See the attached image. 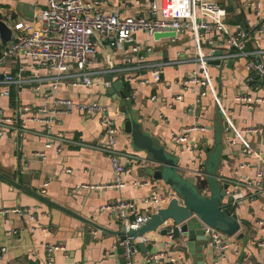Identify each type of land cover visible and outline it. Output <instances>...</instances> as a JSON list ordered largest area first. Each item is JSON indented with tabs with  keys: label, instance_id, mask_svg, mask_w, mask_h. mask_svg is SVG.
<instances>
[{
	"label": "crops",
	"instance_id": "0c3cea01",
	"mask_svg": "<svg viewBox=\"0 0 264 264\" xmlns=\"http://www.w3.org/2000/svg\"><path fill=\"white\" fill-rule=\"evenodd\" d=\"M84 1H99L104 13L118 12L122 17L153 18L155 15L151 8L152 2L156 1L158 7L161 5L160 0ZM215 1L226 9L224 25L231 32L239 24L247 28L246 52L264 51V33L259 32L260 28L264 29V0ZM46 3L47 0H0V9L6 22H30L37 20ZM157 16H161L159 12ZM187 37L189 44H178L179 38ZM210 38L217 40L216 50L222 49L224 54L235 52L228 45L227 36L219 30L213 33L204 32L201 44L204 51H212L208 42ZM165 39L170 38L166 36L156 39L145 32L135 35V42L153 46V52L146 54L147 64L171 61L163 68L159 85L130 82L127 80V72L124 71L109 72L110 69L117 70L128 64L125 60L132 54V43H125L119 48L105 41L89 67L91 70L100 71L94 75L95 85H63L53 92L51 84L45 83L42 93L36 94L31 85L15 84L11 86L10 96H0V109L6 115L15 117L17 108L22 104L32 106L31 114L36 113L42 104L52 108L55 97L106 104L118 125L117 147L128 154L124 156V162L132 164L133 168L131 173L123 175L124 186L102 187L113 183L115 173L110 156L92 147L101 146L105 142L104 129L98 116H85L76 110L65 112L62 107H57L58 113L49 128L42 122L30 121L28 124L31 132L24 136L14 130H7L0 137V246L7 247L0 264H46L50 257L47 247L55 245L62 246L63 249L53 251V264H127V258L119 244V232L124 223L109 217L101 210V206L119 200H137L161 193L167 188L163 182L156 183L144 173L151 164L139 159L144 154L134 147L132 136L124 131V112L121 111L124 99L118 91L114 94L108 92L110 86L107 88L103 84L104 81H109L108 76L112 77L109 81L111 86L115 81H122V90L128 95L127 106L141 129L158 139L160 145L167 146L178 154L181 171L186 176L195 175L199 161L202 163L207 158L205 147H214L213 121L220 108L216 98H220L222 108L237 129L264 125V103H256L253 109H249L235 99L236 94L241 92L264 95L263 79L257 80L259 90H250L247 80L251 73L246 68L249 56L235 53L222 60L221 65L211 62V82L206 88L200 87L206 91L201 96L191 87L185 89L181 84V80L189 73L199 69L194 59L197 46L193 32L186 31L176 36L175 40L171 39L175 45L168 52L157 51L156 46ZM7 43H3L0 38V54ZM182 55L185 56L181 58ZM104 57L109 60V66L104 64ZM258 59L264 63V52L258 55ZM21 68L27 76L46 72L41 67H34L29 59H16L0 65V78L4 72L18 75ZM152 69L136 68L130 73L151 77ZM179 94L183 98L178 101L176 97ZM152 95H157L159 99L151 100ZM198 98L200 101L197 105ZM37 113L39 116H48L39 111ZM15 123L20 125L21 120L16 117ZM193 126L198 129L192 130L189 138L201 145V151L182 153V145L175 143L172 138L182 133L186 127ZM46 131L52 135L53 143L48 144L46 136L42 135ZM58 135H62L64 139H57ZM232 139L236 140L235 145L231 144ZM244 141L264 159V134L245 132L239 137L231 127L223 136L224 150L218 174L223 179L249 177L256 185V171L262 168L263 162L255 154L242 150ZM67 169H71V172ZM146 180L150 185L135 184ZM263 182L261 191L241 188L245 199L234 207V212L242 224L238 233L233 236L226 235L227 248L224 251L223 264H264V248L258 244V240L264 237L258 224V220L264 219ZM44 187L46 191L42 193ZM164 195L167 203L174 196L167 193ZM16 209H31L32 214L16 212ZM2 210L9 212L2 213ZM150 236L157 244L152 241L146 243L147 251L140 249L135 253L132 256L133 264H146L147 253L164 248L166 235L155 231ZM185 241L186 239L184 245L188 246V240ZM199 249L195 245V250ZM170 253L182 254L186 264H212L215 259L212 249L206 251L200 259L197 258L199 254L183 252L180 245H174ZM154 264L171 263L163 259Z\"/></svg>",
	"mask_w": 264,
	"mask_h": 264
},
{
	"label": "built area",
	"instance_id": "2783aa9c",
	"mask_svg": "<svg viewBox=\"0 0 264 264\" xmlns=\"http://www.w3.org/2000/svg\"><path fill=\"white\" fill-rule=\"evenodd\" d=\"M160 3L161 5L158 7L156 1L152 2L151 8L155 17L148 18L144 16L122 17L118 12L104 13L99 1L47 0L45 8L38 15L36 21H7L12 29V36L1 51L0 65L16 59L20 61L29 59L33 62L34 67H41L46 72L42 75L32 76L24 75L23 68L20 69L18 75H14L12 72H4L3 77L0 78V96H10L11 86L15 84L31 85L33 92L36 94L42 93V86L45 83L51 84V91L53 92L63 85L72 87L95 85L94 75L99 74L100 71L91 70L89 67L96 57L100 46L105 41H109L111 45L119 48L125 43H132V54L125 60L128 64L117 70L110 69L109 72L124 71L127 72V80L130 82L159 85L163 68L170 64L171 61L147 64L146 54L153 52V46L135 42V35L138 32L148 33L152 37L157 32H175V36H167L172 40H175V37L183 32H193L197 46L194 59L198 63L199 69L193 70L181 80V84L185 89L191 87L199 95H205L206 91L200 89V87L206 88L210 85V63L217 58L225 60L235 53L249 56L246 68L251 74L248 76L247 81L250 85V90L260 89L257 80H264V63L258 59V55L264 51L246 52L247 28L243 24H239L231 32L224 25L227 17L225 8L219 6L215 0H160ZM256 6L259 8V3ZM158 12L161 15L160 17L157 16ZM217 30L222 31L227 36V43L231 49H235V52L230 51L228 54L215 56L214 51L216 50L217 40L214 38L208 39L212 47L211 53L204 51L201 47L204 40V32L213 33ZM259 32L264 33V29L260 28ZM132 63H136V65H132ZM136 68H153L150 71L151 77L130 73L131 70ZM103 84L107 88L111 86L109 81H104ZM182 98V94H179L176 100L179 101ZM150 99L158 100L159 97L152 95ZM235 99L249 109H253L256 103H264V95H253L251 92L237 93ZM199 101L200 99L198 98L196 100L197 105ZM216 101L225 114L229 129L233 127L237 136L240 137L245 132L264 134V125L237 129L222 108L220 98H216ZM53 105L54 107L50 108L47 104H42L37 109V112L39 111L48 116H39L37 112L31 114L32 106L30 104L20 105L16 110V117L21 120L20 125L15 123V116H8L3 109H0V137H3L6 134L5 132L10 129L21 136L26 135L31 132L28 124L30 121L42 122L49 128L54 121L56 113H58L57 107H62L65 112L76 110L85 116H98L104 129L105 142L101 146L92 145V147L96 150L104 151L110 156L115 173L113 183L102 185V187L124 186L123 175L131 173L133 168L132 164L124 162V156H128V154L117 147L118 125L108 106L100 102H82L58 97L53 99ZM196 128L198 129L197 126L186 127L182 133L173 136V141L182 145L180 148L182 153L201 151V145L194 139L191 140L189 138L191 131ZM200 128L202 130L205 129V127ZM42 135L46 136L48 144L53 143V137L48 131ZM56 138L59 140L64 139L62 135H58ZM231 144L235 145L236 140L232 139ZM242 150L245 153L258 156L262 160L263 166L256 171V185L249 180V177L220 178L222 182L230 184L226 197L228 201H231L233 207H237L245 199L241 188H254L255 191L263 189L261 184L264 181V159L258 153H255L254 149L246 142ZM241 166L243 167L244 164ZM67 171L71 172V169H67ZM194 174L197 184L201 186L202 181L206 180V173L200 161ZM149 183L148 180L135 182L139 186L148 185ZM46 185L47 183L44 186ZM45 191L44 187L42 193H45ZM165 205H167V198L161 192L150 194L137 200H119L106 203L101 206V210L105 211L109 217L122 221L126 229L129 230L139 229L151 217L153 212H157ZM15 211L31 213V209H16ZM1 212L7 213L9 210H2ZM258 224L264 232V219L258 220ZM204 229L215 255L212 264H223L225 259L224 251L227 248V243L224 239L226 235L209 225H205ZM177 232H181V224L173 223L167 226V240L164 243V248L147 253L146 264L158 263L163 259L168 260L171 264H186L182 254L172 255L170 253V250L176 244ZM150 233L138 237L127 235L120 240L119 244L127 258V264H133L132 256L140 251L139 244H146L150 241L155 245L157 244L156 240L151 239ZM258 244L264 248V237L258 240ZM57 249H63V247L59 245L47 247L50 257L46 264H53L51 254ZM6 252L7 247L0 246V259Z\"/></svg>",
	"mask_w": 264,
	"mask_h": 264
},
{
	"label": "water",
	"instance_id": "95a60500",
	"mask_svg": "<svg viewBox=\"0 0 264 264\" xmlns=\"http://www.w3.org/2000/svg\"><path fill=\"white\" fill-rule=\"evenodd\" d=\"M175 35V32H157L154 37L158 39ZM11 36L12 29L4 19V13L0 9V37L3 43H7ZM223 54L224 50L222 49L214 51L215 56ZM221 63V58L212 61V64L221 65ZM111 79V76L107 77V80L110 81ZM122 89V81H115L108 88V92L114 94L118 91L124 99L121 107V111L124 112V131L132 136L134 147L144 154V157L143 155L139 156V159L151 164L145 169L144 173L157 183L163 182L170 185L176 191V194L168 201L166 206L160 208L157 212H153L151 217L139 229L127 230L123 226L121 232H119L121 239H124L127 235L138 237L155 231L167 235V226L173 223L181 224V233L186 235L187 245L190 241H194L200 249L195 250L193 253L199 254L198 259L203 258L206 251L213 250L205 234V225L221 230L223 235L233 236L240 231L242 224L238 219V215L234 212L231 201L222 203L223 197L227 199V189L230 186L229 183L222 182L218 175L223 153L222 139L224 133L229 130V123L225 118V114L220 108L218 109L217 115L223 117L224 132L222 138L221 128L217 125L214 129V147H205L207 158L201 165L208 180H210L209 187H205V190L210 189V191L201 193L196 186L195 175H184L181 171V165L168 154L167 146L158 144L155 137L141 129L139 122L133 117L130 108L127 106L128 95ZM139 248L145 252L147 251L145 244H139Z\"/></svg>",
	"mask_w": 264,
	"mask_h": 264
},
{
	"label": "rangeland",
	"instance_id": "374dc122",
	"mask_svg": "<svg viewBox=\"0 0 264 264\" xmlns=\"http://www.w3.org/2000/svg\"><path fill=\"white\" fill-rule=\"evenodd\" d=\"M188 37L186 39H183V38H179L178 39V44H189V41H188ZM185 42V43H184ZM175 44L173 43V41L171 39H165L163 40L161 43H159L157 46H156V50L157 51H160L162 53H166L169 51V48L174 46ZM185 55H182L181 58H183ZM103 62L106 66H109V60L107 58H103ZM132 112H134V109H132ZM219 125L220 128H221V138H222V135H223V132H224V128H223V117H219L218 115L216 116V118L214 119L213 121V127L215 129V127ZM224 136V135H223ZM158 144H160L159 140L156 139ZM223 141V139H222ZM224 150V143L222 142V151ZM167 151H168V154L172 157H174L177 161L178 164H180V159H179V156L178 154L174 151V150H171L170 148H167ZM145 171V170H144ZM179 171V170H178ZM219 175V174H218ZM206 181H207V184L205 187H209V184H210V180H208L207 176L205 177ZM155 181V180H154ZM156 182V181H155ZM157 183V182H156ZM166 185V190H162L163 193H167V194H176V191L168 184H165ZM220 185V183H219ZM201 193H207L210 191V189H208L207 191L205 190V187L204 188H201V186H199L198 184L196 185ZM229 202L227 199H225V197L222 198V203H227ZM219 230V229H218ZM221 231V230H220ZM187 239L186 238V235L182 234L181 232H177L176 233V238H175V241H176V244L175 245H180L182 248H183V252L185 253H193L195 251V242L194 241H190L189 242V245L188 246H185L184 245V240ZM225 240L226 239V236L224 238ZM180 248V247H178Z\"/></svg>",
	"mask_w": 264,
	"mask_h": 264
},
{
	"label": "trees",
	"instance_id": "16d2710c",
	"mask_svg": "<svg viewBox=\"0 0 264 264\" xmlns=\"http://www.w3.org/2000/svg\"><path fill=\"white\" fill-rule=\"evenodd\" d=\"M12 93H13V91H12ZM206 184H207V181H206V180H205V181H202V185H201V187H202V188L205 187Z\"/></svg>",
	"mask_w": 264,
	"mask_h": 264
}]
</instances>
